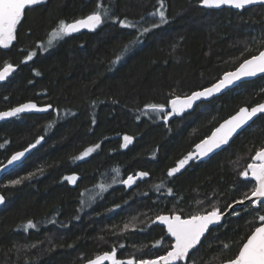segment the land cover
Here are the masks:
<instances>
[{
  "label": "trees",
  "instance_id": "16d2710c",
  "mask_svg": "<svg viewBox=\"0 0 264 264\" xmlns=\"http://www.w3.org/2000/svg\"><path fill=\"white\" fill-rule=\"evenodd\" d=\"M163 3L168 22L152 28L159 23L153 13L160 0H45L26 10L16 39L0 47V70L8 63L18 66L0 84V111L27 101L52 107L0 122V166L43 137L0 179L6 198L0 208V264H84L114 246L119 259H151L173 242L164 226L151 223L157 215L187 217L213 204L224 210L253 186H245L238 173L264 147V114L210 158L172 178L167 171L240 107L263 102L264 75L181 116L167 121L163 116L174 96L211 85L264 49V6ZM98 4L106 15L97 30L64 36L45 48L61 20L84 17ZM124 19L136 27H122L118 21ZM138 36L139 42L130 43ZM29 52L36 55L26 61ZM117 56L121 59L113 63ZM149 104L165 108L157 112ZM126 135L132 142L124 147ZM97 144L88 157L77 159ZM139 172L149 175L131 187L122 183ZM73 175L75 183L65 179ZM17 179L21 183H9ZM251 220L243 212L228 215L187 264H217L221 256H233L250 234ZM29 221L36 227L26 228ZM161 237L163 245L153 247ZM222 243L230 248L222 251Z\"/></svg>",
  "mask_w": 264,
  "mask_h": 264
},
{
  "label": "snow or ice",
  "instance_id": "6c2138e0",
  "mask_svg": "<svg viewBox=\"0 0 264 264\" xmlns=\"http://www.w3.org/2000/svg\"><path fill=\"white\" fill-rule=\"evenodd\" d=\"M44 0H0V47L8 48L12 42L16 39L17 26L21 23L22 18L25 15L27 9L40 5ZM200 4L207 8H220L222 6H229L236 9H245L246 6L254 4H264V0H199ZM98 10L93 11L85 18L77 19L72 22H65L61 20L57 27L52 30L51 36L53 38H62L64 36L76 33L81 29L94 30L104 22L106 10L103 9V5L98 4ZM154 15L159 16V23L152 24V28H159L161 25L166 24L167 16L164 10L163 0H160V8L157 9ZM119 24L124 28H135L136 25L128 22L126 19L119 20ZM150 29L144 28L143 32L147 33ZM140 37H136V40L130 43L139 42ZM52 40H49V44ZM129 50V46H125L124 52ZM245 51H248L246 48ZM35 52H29L25 57V60H31ZM243 55V53H241ZM121 56H117L113 63L118 62ZM14 71L12 64L8 63L4 66L3 70H0V81L5 80L10 73ZM258 74H264V50H260L258 54L251 55L250 58L244 59L239 63V66L235 71H229L223 73V76L215 83H212L209 87H204L200 90L192 91L190 95L174 96L170 101L171 110L168 111L163 119L168 120L170 116L181 115L186 110L192 109L198 101L208 100L214 97L216 94L222 93L226 89H230L237 85L246 78L255 77ZM146 107L153 111L162 112L165 108L163 104H149ZM51 108V105H46L43 108H38L35 103H25L18 107L11 108L8 111L0 112V119L9 117H16L25 111H47ZM260 114H264V102L257 103L252 107H240L239 110L231 115L228 119H225L218 127L212 131L211 135L202 139L195 145V150L189 152L186 156L180 159L175 167L168 169L167 177L172 178L175 174L180 173L181 169H184L191 160H199L203 157H207L210 153L220 149L222 146L228 145L234 135L243 130L249 125V122L253 118L258 117ZM43 137L36 140L35 144H30L28 148L23 151L16 152L8 160V164L11 165L17 161H20L25 153L31 148H35L37 144H40ZM124 147H127L132 142V137L124 136ZM3 147V145H0ZM100 147L99 144L94 147L87 148L80 154L77 159H84L88 157L92 152ZM6 167V166H4ZM0 170H3L0 168ZM32 174L29 173V177ZM149 175L148 172H139L135 176L129 175L122 183L131 187L137 179H143ZM239 178H243L241 181L245 186L252 184L253 186L242 194V197L238 200H234L232 203L227 204L224 210L213 204L209 211H199L195 214L187 217H182L180 214L173 212L170 215H157L152 224H159L166 226L165 235L172 239L167 247V250L163 255L155 256L151 259H119L117 257V248L114 246L111 251L103 252L96 255L92 259H88L86 264H178V262H186L191 259V254L197 250L198 246L202 243V237H205L206 233L210 231V226H218L222 219L226 215H232L239 217L241 212L244 215L251 214L252 223L254 226L250 230V234L246 235V238L240 242L237 252L230 257H220V264H264V147H259L255 150L254 155L250 157V162L246 167L238 173ZM69 182L75 183L78 179L77 176L66 177ZM254 181V183H253ZM9 183L19 184L21 179L12 180ZM104 189L103 185H100ZM159 191L160 186L157 185ZM106 190V189H105ZM169 195L173 194V190L169 188L167 190ZM5 202V198L0 195V204ZM247 202V204H246ZM203 203V202H200ZM236 206H239L241 211L236 210ZM119 207V205H117ZM230 210V211H229ZM258 224V226H255ZM36 225L29 221L26 228H35ZM125 229L129 228V225L124 226ZM135 228L136 225H131ZM164 237L156 240L153 243V247H160L163 245ZM123 247V245H121ZM230 248L229 243H222V251ZM191 264H196L195 260H192Z\"/></svg>",
  "mask_w": 264,
  "mask_h": 264
},
{
  "label": "water",
  "instance_id": "95a60500",
  "mask_svg": "<svg viewBox=\"0 0 264 264\" xmlns=\"http://www.w3.org/2000/svg\"><path fill=\"white\" fill-rule=\"evenodd\" d=\"M45 1V0H44ZM254 5H263L264 6V4H254ZM250 6H253V5H249V6H246V8L247 7H250ZM223 7H229V6H222V7H220V8H223ZM229 8H231V7H229ZM219 9V8H218ZM233 9H235V10H243V9H236V8H233ZM91 14V13H90ZM89 15V14H88ZM87 16V15H86ZM86 16H84V17H81V18H79V19H82V18H85ZM77 20V19H76ZM74 21V20H73ZM72 22V21H71ZM103 24V23H102ZM101 24V25H102ZM101 25H99L96 29H94V30H90V29H81L80 31H78V32H76V33H72V34H70V35H74V34H78V33H80V32H83V31H91V32H93V31H95V30H97ZM262 50H264V49H262ZM258 54V53H257ZM250 58V57H249ZM13 65V64H12ZM13 67H14V71L12 72V73H10L9 74V76L5 79V80H3V81H0V84L1 83H4V82H6L13 74H14V72L17 70V68H18V66H16V65H13ZM4 68V67H3ZM3 68H1V70H3ZM236 69V68H235ZM235 69H233V70H230V71H235ZM227 72H229V71H227ZM262 75H264V74H258L257 76H255V77H250V78H246V79H244V80H242V81H240V82H237V85L236 86H238L240 83H242V82H244V81H248V80H253V79H256V78H258V77H260V76H262ZM223 76V75H222ZM215 83V82H214ZM209 86H211V85H209ZM209 86H207V87H209ZM236 86H234V87H231L230 89H226V90H224L222 93H219V94H216L214 97H212V98H209L208 100H204V101H210V100H212V99H214V98H216V97H219V96H221L222 94H224L225 92H227V91H229V90H231V89H233V88H235ZM200 90V89H199ZM190 95V94H189ZM181 97H183V96H181ZM29 102H31V103H35L36 105H37V107L38 108H43V107H45L46 105H41V104H38L36 101H27V102H23V103H21V104H25V103H29ZM201 102H203V101H198L194 106H193V108L192 109H188V110H186V112L185 113H187V112H190V111H193ZM264 102V101H263ZM261 103V102H260ZM21 104H19V105H21ZM19 105H17V106H14V107H18ZM254 106V105H253ZM14 107H12V108H14ZM244 107V106H243ZM247 107H249V106H247ZM250 107H252V106H250ZM11 109V108H10ZM10 109H6V110H3V111H0V112H4V111H8V110H10ZM52 109V107L51 108H48L47 109V111H43V112H41V111H35V110H32V111H25V112H23V113H21V114H19V115H22V114H26V113H46V112H49L50 110ZM169 110H171V105L169 104ZM237 112V111H236ZM235 112V113H236ZM185 113H182L181 115H183V114H185ZM234 113V114H235ZM233 114V115H234ZM18 115V116H19ZM181 115H176V116H181ZM262 114H260L259 116H261ZM258 116V117H259ZM230 117V116H229ZM228 117V118H229ZM258 117H255V118H253V120L252 121H250L249 122V125L248 126H246L243 130H245L247 127H249ZM11 118H14V117H9V118H5V119H0V122H3V121H6V120H9V119H11ZM228 118H226V119H228ZM225 120V119H224ZM223 120V121H224ZM223 121H221L220 123H222ZM219 123V124H220ZM219 124L216 126V127H218L219 126ZM215 127V128H216ZM214 128V129H215ZM214 129H213V131H214ZM243 130H241V131H239L238 132V134H236V135H234V137L230 140V142H229V144L243 131ZM212 133V132H211ZM211 133H210V135H211ZM209 136V135H208ZM206 138V137H205ZM204 138V139H205ZM200 142V141H199ZM198 142V143H199ZM228 144V145H229ZM228 145H225V146H222L220 149H217V150H215L213 153H210L207 157H203V158H201V159H199V160H205V159H208V158H210L211 156H213L215 153H217V152H219L220 150H222L223 148H225L226 146H228ZM26 148H28V147H26ZM25 149V148H24ZM24 149H21V150H18V151H16V152H19V151H23ZM35 148H31V149H29V151L28 152H26L25 153V156L24 157H22L21 158V160L20 161H17V162H15V163H13V164H11V165H9L8 164V160L9 159H11V156L13 155V154H15L16 152H14L7 160H5L4 161V163L0 166V168H2L3 170H0V179L2 178V176L4 175V174H6V173H8L9 171H11L15 166H17L18 164H20L21 162H23L31 153H32V151L34 150ZM195 150V146L193 147V149L190 151V152H192V151H194ZM196 160H191V161H189V164L188 165H186L185 166V168L184 169H181V172H183V171H185L188 167H190L191 165H192V163L193 162H195ZM4 166H6V167H4ZM180 172V173H181ZM0 195H2L4 198H5V196L0 192ZM5 202H6V198H5ZM5 202L3 203V204H0V208L5 204ZM246 204H247V202H246ZM236 207H238V206H236ZM230 211V210H229ZM165 215H170V214H165ZM228 217V215H226L223 219H222V221H221V223L219 224V225H221L223 222H224V220L226 219ZM158 224H159V222H157ZM161 225V224H160ZM218 225V226H219ZM163 226V225H162ZM165 228H166V226H164ZM215 227H217V226H215ZM212 228H214V227H212V226H210V230L212 229ZM209 233V232H208ZM208 233H206V235L208 234ZM205 235V236H206ZM204 239V237H202V240ZM118 257V256H117ZM187 262L188 261H186V262H178V264L179 263H183V264H187ZM84 264H86V262L84 263ZM105 264H109V262H105ZM217 264H220V263H217Z\"/></svg>",
  "mask_w": 264,
  "mask_h": 264
},
{
  "label": "rangeland",
  "instance_id": "374dc122",
  "mask_svg": "<svg viewBox=\"0 0 264 264\" xmlns=\"http://www.w3.org/2000/svg\"><path fill=\"white\" fill-rule=\"evenodd\" d=\"M51 38H52L51 40H52L53 43H55V42H57L58 40L61 39V38H53L52 36H51ZM62 38H63V37H62ZM255 41H256V42L259 41V34H256V35H255ZM53 43H52V44H53ZM52 44L47 43V45L45 46V48L50 47ZM129 144H130V143H129ZM129 144H128V145H129ZM85 158H86V157H85Z\"/></svg>",
  "mask_w": 264,
  "mask_h": 264
}]
</instances>
